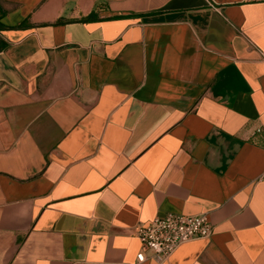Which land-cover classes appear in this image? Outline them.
Segmentation results:
<instances>
[{
    "label": "crops",
    "instance_id": "0c3cea01",
    "mask_svg": "<svg viewBox=\"0 0 264 264\" xmlns=\"http://www.w3.org/2000/svg\"><path fill=\"white\" fill-rule=\"evenodd\" d=\"M0 42V264H264V0H0ZM167 213L211 237L138 263Z\"/></svg>",
    "mask_w": 264,
    "mask_h": 264
},
{
    "label": "built area",
    "instance_id": "2783aa9c",
    "mask_svg": "<svg viewBox=\"0 0 264 264\" xmlns=\"http://www.w3.org/2000/svg\"><path fill=\"white\" fill-rule=\"evenodd\" d=\"M258 2L261 0H245ZM261 127H255L251 135L262 133ZM213 232L207 214L186 216L167 213L155 217L148 224L138 225L133 229V236L140 242L142 251L137 255V262H143L145 253L157 259H166L181 245L197 239H208Z\"/></svg>",
    "mask_w": 264,
    "mask_h": 264
},
{
    "label": "trees",
    "instance_id": "16d2710c",
    "mask_svg": "<svg viewBox=\"0 0 264 264\" xmlns=\"http://www.w3.org/2000/svg\"><path fill=\"white\" fill-rule=\"evenodd\" d=\"M4 48V44L0 42V51Z\"/></svg>",
    "mask_w": 264,
    "mask_h": 264
}]
</instances>
